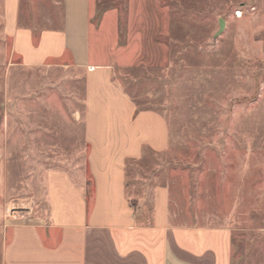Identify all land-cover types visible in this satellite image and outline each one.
Listing matches in <instances>:
<instances>
[{
	"label": "rangeland",
	"instance_id": "rangeland-1",
	"mask_svg": "<svg viewBox=\"0 0 264 264\" xmlns=\"http://www.w3.org/2000/svg\"><path fill=\"white\" fill-rule=\"evenodd\" d=\"M60 1L23 0V25L61 29ZM3 16L0 0V264L1 226L45 212L47 173L87 175L84 73L24 67ZM92 55L169 130L129 163L131 198L157 175L173 223L225 228L233 264H264V0H98Z\"/></svg>",
	"mask_w": 264,
	"mask_h": 264
},
{
	"label": "crops",
	"instance_id": "crops-1",
	"mask_svg": "<svg viewBox=\"0 0 264 264\" xmlns=\"http://www.w3.org/2000/svg\"><path fill=\"white\" fill-rule=\"evenodd\" d=\"M22 1L4 0L12 55L26 68L62 63L84 73L87 175L47 173L45 212L1 226V264H233L231 232L173 223L169 189L157 186V175L141 178L142 193L131 198L129 163L165 152L169 130L161 114L138 109L113 79V65L95 61L98 0H61V29L39 36L23 25Z\"/></svg>",
	"mask_w": 264,
	"mask_h": 264
},
{
	"label": "built area",
	"instance_id": "built-area-1",
	"mask_svg": "<svg viewBox=\"0 0 264 264\" xmlns=\"http://www.w3.org/2000/svg\"><path fill=\"white\" fill-rule=\"evenodd\" d=\"M20 218H25L24 216H20ZM12 219L18 220V216H13Z\"/></svg>",
	"mask_w": 264,
	"mask_h": 264
},
{
	"label": "water",
	"instance_id": "water-1",
	"mask_svg": "<svg viewBox=\"0 0 264 264\" xmlns=\"http://www.w3.org/2000/svg\"><path fill=\"white\" fill-rule=\"evenodd\" d=\"M220 28H221V30L224 29V23H223V22H221V24H220Z\"/></svg>",
	"mask_w": 264,
	"mask_h": 264
},
{
	"label": "bare ground",
	"instance_id": "bare-ground-1",
	"mask_svg": "<svg viewBox=\"0 0 264 264\" xmlns=\"http://www.w3.org/2000/svg\"><path fill=\"white\" fill-rule=\"evenodd\" d=\"M239 16L241 17V14L239 13Z\"/></svg>",
	"mask_w": 264,
	"mask_h": 264
}]
</instances>
